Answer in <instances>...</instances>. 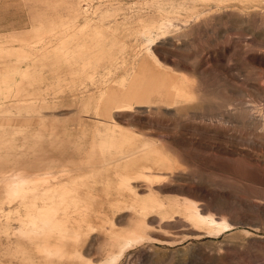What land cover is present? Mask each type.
Listing matches in <instances>:
<instances>
[{"label": "rangeland", "instance_id": "374dc122", "mask_svg": "<svg viewBox=\"0 0 264 264\" xmlns=\"http://www.w3.org/2000/svg\"><path fill=\"white\" fill-rule=\"evenodd\" d=\"M109 263L264 264V0H0V264Z\"/></svg>", "mask_w": 264, "mask_h": 264}, {"label": "bare ground", "instance_id": "6f19581e", "mask_svg": "<svg viewBox=\"0 0 264 264\" xmlns=\"http://www.w3.org/2000/svg\"><path fill=\"white\" fill-rule=\"evenodd\" d=\"M16 179H17V181H19L20 182V180L22 179L21 177H19V175H17V177H16ZM16 183V182H15ZM43 183H48V182H43ZM14 186L15 187H18L19 185L18 184H14ZM14 188V187H13ZM190 210H191V208H190ZM46 218H49V217H46ZM211 219V218H210ZM213 220V219H212ZM47 224H49V223H47ZM213 224V223H212ZM45 226H48V225H45ZM40 229V228H39ZM45 229H46V227H45ZM140 235V234H139ZM139 239V238H138ZM135 240V239H134ZM114 243V242H113ZM122 243V242H121ZM129 243V242H128ZM114 245V244H113ZM113 251H115V250H113ZM116 252V251H115ZM114 257V256H113ZM110 264V263H109Z\"/></svg>", "mask_w": 264, "mask_h": 264}, {"label": "crops", "instance_id": "0c3cea01", "mask_svg": "<svg viewBox=\"0 0 264 264\" xmlns=\"http://www.w3.org/2000/svg\"><path fill=\"white\" fill-rule=\"evenodd\" d=\"M11 179V178H10Z\"/></svg>", "mask_w": 264, "mask_h": 264}]
</instances>
